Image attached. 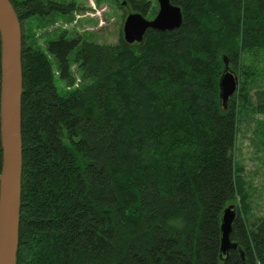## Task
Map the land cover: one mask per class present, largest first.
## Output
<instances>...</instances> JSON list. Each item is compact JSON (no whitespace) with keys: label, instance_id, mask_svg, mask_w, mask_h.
<instances>
[{"label":"trees","instance_id":"1","mask_svg":"<svg viewBox=\"0 0 264 264\" xmlns=\"http://www.w3.org/2000/svg\"><path fill=\"white\" fill-rule=\"evenodd\" d=\"M10 1L23 34L18 264H264V216L250 221L234 161L251 91L243 80L225 110L219 87L224 58L241 73L247 55L264 51V0H172L184 13L177 31L150 30L134 45L65 32L47 51L27 21L74 7ZM127 4L157 14L151 0ZM72 63L87 82L63 96L54 66L73 85ZM237 199L239 247L221 257L223 211Z\"/></svg>","mask_w":264,"mask_h":264},{"label":"water","instance_id":"2","mask_svg":"<svg viewBox=\"0 0 264 264\" xmlns=\"http://www.w3.org/2000/svg\"><path fill=\"white\" fill-rule=\"evenodd\" d=\"M157 15L149 20L133 12L124 3L127 17L123 38L129 45L142 44L150 30L174 32L182 28L184 13L172 0H156ZM22 27L18 13L10 0H0V264H18L23 182V61ZM225 68L220 78V100L227 110L239 90V79L224 58ZM237 218L234 205L225 208L221 222V257L228 256L239 245L232 240ZM242 256L244 252L241 251Z\"/></svg>","mask_w":264,"mask_h":264},{"label":"rangeland","instance_id":"3","mask_svg":"<svg viewBox=\"0 0 264 264\" xmlns=\"http://www.w3.org/2000/svg\"><path fill=\"white\" fill-rule=\"evenodd\" d=\"M43 1L46 3L56 1L74 7L67 14H55L52 18L47 19L36 17L27 21L26 33L29 39H34L36 46L41 47L44 51H47L50 41L58 39L65 32L68 38L82 37L100 44L111 45L118 44L123 36V26L127 17L124 3H127V0ZM151 1L153 3L152 13L155 11L158 13L157 1ZM156 15L152 14L149 18L153 19ZM50 58L54 61L52 55ZM54 70L56 85L63 96L82 87L87 82L83 80L82 73L76 63H72V72L76 79L73 85L60 79V70L57 64H55ZM233 71L239 79L236 98L239 97L243 80L251 91V95L249 93L247 99L244 100V105L239 108L234 161L236 171L245 181L244 194L248 196L247 207H250V221H253L255 217L264 216V108H257L260 103L258 92L264 91V51L247 55L241 73ZM242 71H250L254 74V78L248 80ZM240 199L230 204L234 205L238 211H241Z\"/></svg>","mask_w":264,"mask_h":264}]
</instances>
